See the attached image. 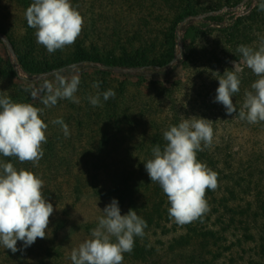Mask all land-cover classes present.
<instances>
[{"label": "rangeland", "instance_id": "obj_1", "mask_svg": "<svg viewBox=\"0 0 264 264\" xmlns=\"http://www.w3.org/2000/svg\"><path fill=\"white\" fill-rule=\"evenodd\" d=\"M261 2L264 0H70L83 18L78 38L84 37L79 43L89 59V66L83 70L74 66L65 71V67L59 69L57 66L67 61L70 65L76 64L79 60L74 44L49 54L44 46L37 44L34 31V48L27 46L23 26L25 10L14 0H0V96L43 108L40 115L48 125L45 130L47 142L41 145L44 154L38 165L20 163L17 158H11V163L17 170H31L37 177L39 171L48 167L50 169L46 170L67 169L68 176L60 181L62 196L57 197L58 193L52 192L56 196L47 201L54 208L49 221L63 214V205L75 203L68 208L69 228L59 236L63 242L62 251L66 247L71 253L90 238L97 218L103 215V208L113 198L118 200L122 215L128 212L126 201L118 197L123 190L119 179L140 165L142 156L138 154L146 151L149 138L162 137L170 126L190 117L208 119L213 129L211 145L203 147L202 143L203 151L197 152V160L216 173L218 186L214 191L206 190L208 211L198 222L193 221L188 226L202 227L205 232L211 229L215 235L225 228L220 233L226 246H230L232 234L240 236L237 234L240 231L227 226L222 205L246 209L245 205L249 203L252 204L250 213H253L258 204L253 202L251 184L264 183V178L260 180L254 171V161L259 155L255 151L261 149L264 155V122L249 124L238 118L245 92L253 91L251 85L258 77L246 67L236 51L239 45L256 48L264 38ZM168 60L169 65L160 66ZM233 62L240 69L241 83L240 91L232 97L237 113L227 115L224 106L214 99L218 78L225 70L234 69ZM57 75L68 79L79 76L75 93L79 102L60 99L55 106L45 108L40 99L44 93L33 97L31 91L39 88L44 80L55 83ZM97 81L99 88L92 86ZM108 89L115 91V97L104 101L101 95V105L96 107L101 111L103 106L108 109L107 104L115 105V123L98 131L96 127L100 120L94 116L96 107L89 103L88 97ZM121 109L127 110L128 114H123ZM57 118L68 125L69 136L65 137L61 127L52 123ZM101 120L104 122L105 119ZM108 120L112 119L108 117ZM101 136L108 139L103 141L105 138ZM100 141L103 142L98 146L96 142ZM77 177L82 190L72 201L64 189ZM49 183L56 182L50 180ZM57 186H53L52 191ZM94 186L98 190L96 195H93ZM147 205L150 209L142 208V214H150L151 202L144 206ZM169 207H165L166 214ZM169 221L162 220L161 224L167 229L158 230L167 231L166 234L159 232L154 236L151 230L145 233L146 243L153 245L156 251L152 253L151 248L146 255L148 259L144 256L142 264L158 258L166 260L168 245L159 246L158 240L170 241L183 233L180 225L171 218ZM252 234L255 238L258 236L255 230ZM198 239L200 244L202 238ZM39 240L37 238L35 243ZM49 242H45V246ZM252 246L249 242L244 247ZM17 248L20 250L15 253L10 250L14 258L8 259L3 253L5 248L0 246V264H37L27 262V248L23 247V242L17 241ZM203 248L206 249L204 245ZM231 250L234 257L232 263L227 264L252 261L260 264L262 261L259 252L257 258L236 247ZM229 252H222V256ZM21 255L26 257L17 259ZM223 260L226 262V258ZM175 263L179 264L178 260Z\"/></svg>", "mask_w": 264, "mask_h": 264}, {"label": "clouds", "instance_id": "obj_2", "mask_svg": "<svg viewBox=\"0 0 264 264\" xmlns=\"http://www.w3.org/2000/svg\"><path fill=\"white\" fill-rule=\"evenodd\" d=\"M259 9L264 11V2L259 4ZM25 19L35 29L37 44L44 46L49 54L74 44L83 26V18L70 0H32L25 10ZM236 51L258 77L251 85L253 91L245 92L238 118L249 124L264 122V38L256 48L239 45ZM233 63L234 69L225 70L218 78L214 99L224 106L227 115L237 113L232 97L240 91L241 83L240 69ZM79 83L77 75L70 79L57 75L55 83L44 80L31 95L44 93L40 99L45 108L55 106L60 99L78 103L75 93ZM99 84L97 81L92 86L99 88ZM101 95L107 101L116 93L108 89L88 97L89 103L100 106ZM43 111L30 103L0 96V156L38 165L44 154L41 145L47 142L48 125L40 115ZM208 121L190 117L170 126L163 132V147L155 145L151 150L153 158L143 163L151 183L158 184L166 195L170 204L168 215L178 225L191 223L206 213V190L214 191L218 186L216 173L197 160V152L212 143L213 129ZM52 123L61 127L65 137L69 136L63 119L57 118ZM42 187V179L31 171L17 170L11 162L0 161V246L15 253L20 250L17 241L27 248L37 238H46L54 208L42 196ZM102 212L90 238L72 250V264H123V254L132 251L134 237H144L146 221L133 209L122 215L117 199L113 198Z\"/></svg>", "mask_w": 264, "mask_h": 264}, {"label": "trees", "instance_id": "obj_3", "mask_svg": "<svg viewBox=\"0 0 264 264\" xmlns=\"http://www.w3.org/2000/svg\"><path fill=\"white\" fill-rule=\"evenodd\" d=\"M14 1L20 6H22L24 10H26L27 7H29L32 3V0ZM23 26L25 31L24 40L27 43V46H31L32 48H34V37L32 36V34L34 33L35 29L30 28L27 25L26 19H24L23 21ZM82 39H84L83 36H81V38H77L74 43V49H77L76 54L79 58L78 62L76 64L70 65L67 61L62 66H57V68L60 69L61 67H65V71H70L71 69H73L74 66L78 67L80 70H83L84 68L89 66V59L85 57L84 51L81 49L82 46L79 43V41H82ZM167 65H169V60L163 62V64H161L160 66L164 67ZM107 107L108 109H105V106L101 107V111H105V114H103L101 111H98V107H96L94 116L100 121L97 122V127L95 125L94 126L98 129V131H101L100 129L103 126L106 128L108 125H112L113 122L115 123V121L113 120V116H115L114 112L116 110V107L113 104H107ZM121 111L125 115L128 114L127 110L121 109ZM86 115L87 113L84 112L85 117ZM108 117H110L112 120H108ZM101 119H105L104 122H102ZM101 137L105 138L103 141H106L108 139L106 138V136ZM103 141L96 142V144L99 146L100 144H102ZM148 143L149 145H147L146 151L140 152L138 154V156H142V159L139 160L140 165L136 168H132L133 170H130L128 173H126V175H123V177L119 179L123 190H120L121 194H119L118 197H122V200L126 201V204L129 206L128 210H135L138 216H140L143 220L146 221L147 227L144 229L145 233L148 230H151L154 232V236H156L159 232L161 233V235H164L167 233V231L162 230L167 228L161 224V221L165 220V222H170L169 215L165 213L166 205L170 204L168 203L167 197L163 193L161 187L156 183H151L149 176L145 171L143 163L146 162L148 159L153 158L151 152L152 148L155 145H160L161 147H163L165 141L163 140V136L159 137L158 135H154L149 138ZM255 152L259 153V155L254 161V166L256 165V170L254 168V171L256 173V176H258L261 180L262 178H264V155L262 154L263 152L261 149H257ZM11 158L15 159V157L0 156V161L11 162ZM46 169H50V167L45 168V170L39 171V178L43 181V187L41 189L42 196L45 200L48 201L50 198L56 196L53 195L52 192H57V197L62 196L61 188L63 187V185L62 183H60V181H62V178H66L68 174H66L67 169H64V171L55 168H52L51 170ZM70 177L72 178L73 176ZM117 177L118 176L116 175V178ZM223 178L225 179V176H223ZM75 179L76 178H74V181L67 185L66 189H64V191H67L70 194V196L72 197V201L73 198L79 197V194L82 190L79 188V184L81 182L80 178L77 177V179ZM50 180H54L56 183L51 184L49 183ZM55 185L58 186L55 188L54 191H52L51 188ZM251 187L253 193V202H256L258 204V206L255 205L256 208L253 213H250L252 204L249 203H246V209L242 208L244 211L240 209V206H229L226 204L222 205V211L224 212L223 215L225 218L228 219L226 222L227 226L234 227L237 232L240 231V233H237L240 236L232 234L233 240L230 242V246H226L224 244V239L222 237V234L220 233V231L225 230V228H222L220 231H217L218 235H215L213 234V230L211 229L210 231L205 232V230H202V227L196 226L190 228L188 225H191L192 223H187L179 226V228L183 230V233L180 234L177 238H173L170 241L158 240L157 243L159 246L168 245V250H166L165 254L166 260L162 261L160 258H158L153 259L154 262L147 261L146 263L176 264L175 262L178 260L179 264H227V262L232 263L234 257L233 250H231V247H236L237 250H241L240 252L253 253V256L257 258L259 257V252V254L261 255L260 257L262 258L260 264H264V223L262 222L264 221V183H261L259 181H256L254 183L252 182ZM259 188L262 189V191ZM96 193L98 194V190L96 186H94L93 195H96ZM142 202L144 203L142 204ZM146 202H151L152 210L148 212L150 214H142L143 209L145 211L150 209V207L148 208L150 204L144 206ZM74 205V202H72V204L70 203L68 205H63V214L56 215L54 219H51V221H49V229L48 233L46 234V238L40 239L37 243H33L31 246L27 247V262H35L37 264H72V261L70 259L71 253L67 251L66 247L65 250L62 251L61 244L63 242L59 238V236L65 233L66 230L69 228L70 214H67L68 208L73 207ZM218 205L221 204L218 203ZM237 217H239L238 220H241L238 221ZM195 221L198 222L199 218ZM159 229L162 230L158 232ZM252 230H255V234L258 235L256 238L252 234ZM145 235L143 238L134 237V246L132 251L123 254V264H136L138 262L142 264L144 262V256L145 259H148V256L146 255L150 253V249L153 248V245L149 246L146 243L147 240H145ZM215 237L216 240H214ZM198 238H202L200 244L197 243L199 241ZM205 239H207L206 243ZM47 241L50 242L47 246H45V242ZM249 242H252L253 246L251 248L244 247ZM190 243H194L195 246H192ZM221 243L223 247L220 245ZM203 245L206 249L203 248ZM155 251L156 249L153 248L152 253H154ZM226 251H230L229 255L222 256V252L224 253ZM3 253L6 257H8V259L14 258L11 254L12 252L9 249H5ZM235 254L238 256L239 252L237 251L235 252ZM19 257L25 258L26 256H17V259H20ZM223 258H226V262H224ZM249 264L255 263L252 261Z\"/></svg>", "mask_w": 264, "mask_h": 264}, {"label": "built area", "instance_id": "obj_4", "mask_svg": "<svg viewBox=\"0 0 264 264\" xmlns=\"http://www.w3.org/2000/svg\"><path fill=\"white\" fill-rule=\"evenodd\" d=\"M253 4H254V1L252 2V4L250 5V7L252 8L253 7ZM242 7H244V8H247L246 6H242ZM240 9V8H239Z\"/></svg>", "mask_w": 264, "mask_h": 264}]
</instances>
